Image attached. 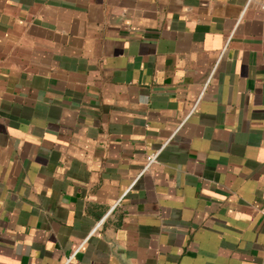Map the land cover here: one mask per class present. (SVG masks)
<instances>
[{
	"label": "crops",
	"instance_id": "obj_1",
	"mask_svg": "<svg viewBox=\"0 0 264 264\" xmlns=\"http://www.w3.org/2000/svg\"><path fill=\"white\" fill-rule=\"evenodd\" d=\"M263 2L0 0V264H262Z\"/></svg>",
	"mask_w": 264,
	"mask_h": 264
},
{
	"label": "built area",
	"instance_id": "obj_2",
	"mask_svg": "<svg viewBox=\"0 0 264 264\" xmlns=\"http://www.w3.org/2000/svg\"><path fill=\"white\" fill-rule=\"evenodd\" d=\"M263 9H264V2H263ZM156 160L155 157L149 159V164L153 163ZM264 264V261L262 262Z\"/></svg>",
	"mask_w": 264,
	"mask_h": 264
}]
</instances>
